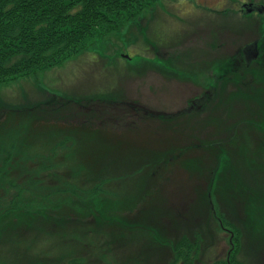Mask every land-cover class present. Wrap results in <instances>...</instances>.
Listing matches in <instances>:
<instances>
[{
	"label": "rangeland",
	"instance_id": "374dc122",
	"mask_svg": "<svg viewBox=\"0 0 264 264\" xmlns=\"http://www.w3.org/2000/svg\"><path fill=\"white\" fill-rule=\"evenodd\" d=\"M246 1L264 8V0H155L60 63L0 83V264H63L71 259L88 264H170L172 245L184 236L193 241L197 232L202 254L195 264H212L225 256L229 243L211 208L220 218L230 220L226 210L246 218L237 224L240 228L225 226L235 228V256L257 264L262 231L255 197L243 204L230 201V193L235 198L238 194L221 171L226 153L237 169L256 168L259 163V156L239 137L229 148L221 147L223 158L210 188L208 170L217 166L218 153L211 156L209 151L191 147L195 143L189 138L128 142L111 134L102 137L107 131L98 125L85 129L77 124L81 116L93 114L80 105L97 109L102 104L98 99L122 97L135 88L147 91L150 78L165 82L156 73L148 77V66H161L165 55L176 65L179 58H202L213 52L210 44L198 41L263 37L264 9L246 14L242 11ZM220 52L214 49V55ZM170 64L164 67L190 78L204 74L199 63ZM211 72L219 69L212 66ZM251 90L223 96L212 117L216 127H208L209 131L231 132L238 117L256 115L252 106L257 92ZM74 99L81 101L79 105L68 102ZM225 116L235 118L217 122ZM70 119L75 122L70 124ZM237 130L248 131L244 125ZM167 141L182 144L184 155L161 167L160 156L154 152ZM178 164L183 165L186 181ZM166 168V181L160 184ZM240 173L246 179L245 172Z\"/></svg>",
	"mask_w": 264,
	"mask_h": 264
},
{
	"label": "flooded vegetation",
	"instance_id": "af4514ba",
	"mask_svg": "<svg viewBox=\"0 0 264 264\" xmlns=\"http://www.w3.org/2000/svg\"><path fill=\"white\" fill-rule=\"evenodd\" d=\"M247 2L256 5L260 11L264 9L259 6L261 3H254L252 1H246L244 3ZM198 42L199 45L205 43L210 44L209 48H213V52L205 54L206 56L202 58H179L180 60H176V65L182 61L195 66H197L195 63H199L202 65V72L204 73L202 77L198 74V77L194 75V78H190L187 73L173 71L174 69L172 67H164L173 61L170 56L165 55L163 58H160L161 66L160 64L148 66V72L150 70L148 77H151L152 73H156L160 77H163L165 82L156 83L158 80L150 78L147 91L143 92L135 88L130 94L122 97L118 96L112 99L109 98L108 100L98 99V102L102 104L97 105V109L94 106L80 105L84 111H87L86 113L93 114L87 117L81 116L77 124L80 125V128L85 129H92L91 127L98 125V129L107 131L106 133L102 131V137L109 138V134H111L113 138L116 136V138L125 139L128 142L134 139L148 141L189 138L195 145L191 146V143H189L186 146L209 151L210 154L208 153V155L211 156L218 153L217 158L219 161L217 166L213 170H208L212 175L207 183L209 186L213 185L212 181H214L217 169L220 167L223 158V154L220 151L221 147L227 146L229 148L231 141L239 137L245 143L248 150L255 151L254 153L259 156V163L256 168L255 166L252 168L253 166L251 167V165H242L243 169H237V166L232 163L231 158L226 153L223 158L225 161L223 164L224 168L221 171H224L229 188L233 186V192L238 194L235 198L234 194L230 193V201L232 200L236 201V203L243 204L251 201V199H246L255 197L254 199L258 207L255 215L258 220V227L262 231L261 243L257 247L259 254L256 257V263L264 264V254L262 253L264 252V36L261 38H246L241 41L237 40V42L227 41L224 43L221 40H217L216 43H212L213 40ZM184 44L185 42L181 43V47ZM216 48L221 49L219 55H214V49L216 50ZM170 65L174 66L175 64ZM155 66L159 68H155ZM212 66L217 67L219 72L212 73ZM197 71L201 72L198 68ZM164 72H172V75L175 76H168ZM182 78L188 79L191 83L181 80ZM249 89H252L251 92H257V95H255L256 101H253L256 102V105L252 106L253 111L257 109L256 115L247 116V114L243 115V117H238L239 120L235 121L231 132L221 131L212 133L209 131V128L216 127V121L214 120V122L212 117H215V107L217 103L222 101V97L232 91H248ZM133 92L140 94H133ZM142 96L143 99H141ZM68 102L79 105L81 101L77 102L74 99ZM225 102L227 103V101ZM228 106L229 104L225 107ZM235 116L227 119V116H225L224 120H217V122H231ZM238 118L236 117V119ZM73 122H75V119H70V124ZM201 124L204 126H200ZM239 125H244L248 131H238ZM204 127L209 128L205 130ZM224 129H226L225 126ZM181 147H183L182 144L167 141L164 143V146L160 147L158 152H154L160 156L161 167L167 165V161L169 160L179 161L180 158H183L184 153H180V150H182ZM170 167L171 170L174 169L173 164ZM177 167L181 173L182 181H186L182 173L184 171L183 165L178 164ZM167 171L168 168L164 170V175L159 181L160 184L166 181ZM240 172H245L246 179L242 177ZM253 172L255 176H253ZM186 175L189 176L188 172ZM247 176L249 179H247ZM185 183L187 184V182H184L181 189L185 188ZM244 187L247 189L245 190ZM238 188H240L242 193H240ZM253 188L256 189L255 196L253 195ZM242 195H245V199L241 198L239 200L238 197H242ZM210 197L211 193L209 190L207 193L208 204L211 203ZM243 200L244 202H242ZM229 207H231V210L233 209L231 203ZM243 208L247 210V208ZM211 209H213V212L212 210L210 212L214 215L220 232L228 236L229 246L225 256L220 260H224L226 264H231L230 255L238 249L236 243L233 242L235 231L232 228L226 227L222 223V219L214 211V208ZM226 211L228 215L230 214V220L225 218L229 223L228 225H236L239 227L237 224H242V220L246 219L245 217L240 218L232 211ZM248 217L252 219V216L247 210ZM196 248L195 262L200 263L202 247L198 243ZM236 258L234 253L233 260L236 264H247V261L243 260L241 256L239 258L240 260Z\"/></svg>",
	"mask_w": 264,
	"mask_h": 264
},
{
	"label": "trees",
	"instance_id": "16d2710c",
	"mask_svg": "<svg viewBox=\"0 0 264 264\" xmlns=\"http://www.w3.org/2000/svg\"><path fill=\"white\" fill-rule=\"evenodd\" d=\"M154 1L0 0V83L60 63L101 32L118 27ZM221 219L224 225L229 224ZM198 240L197 232L193 241L184 236L173 244L170 264H195ZM233 242L237 245L236 232ZM234 253L230 255L231 264H236ZM213 263L226 264L220 259ZM63 264L88 263L71 259Z\"/></svg>",
	"mask_w": 264,
	"mask_h": 264
},
{
	"label": "water",
	"instance_id": "95a60500",
	"mask_svg": "<svg viewBox=\"0 0 264 264\" xmlns=\"http://www.w3.org/2000/svg\"><path fill=\"white\" fill-rule=\"evenodd\" d=\"M260 7H262L263 5H259ZM242 10L244 11V13L248 14L251 13L254 10H258L257 6L254 5L253 3L247 2L242 4ZM259 12H261L260 10H258Z\"/></svg>",
	"mask_w": 264,
	"mask_h": 264
}]
</instances>
